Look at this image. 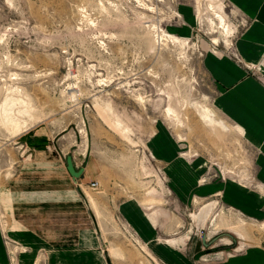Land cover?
Segmentation results:
<instances>
[{"label": "rangeland", "instance_id": "1", "mask_svg": "<svg viewBox=\"0 0 264 264\" xmlns=\"http://www.w3.org/2000/svg\"><path fill=\"white\" fill-rule=\"evenodd\" d=\"M250 23L232 0H0V264L30 252L19 222L66 246L93 229L110 264H264V178L204 66L228 56L260 77L264 54L236 48ZM36 131L84 169L80 201L36 202L73 187L57 161L20 178L30 202L12 210V175L49 142Z\"/></svg>", "mask_w": 264, "mask_h": 264}, {"label": "crops", "instance_id": "2", "mask_svg": "<svg viewBox=\"0 0 264 264\" xmlns=\"http://www.w3.org/2000/svg\"><path fill=\"white\" fill-rule=\"evenodd\" d=\"M232 1L251 20L250 25L241 34L236 43L237 51L245 61L258 63L264 54V0ZM204 66L215 80L219 90L215 102L217 109L237 126L236 129L242 132L245 140L255 149L256 175L264 178V70L260 77H257L247 73L232 58L228 56L219 57L212 54L206 56ZM39 134L44 133L36 131L34 137L39 136ZM43 136H47L46 139L49 141L46 143V148L41 151L33 149L35 154H31V158H34L35 163H40V169L37 165L36 170H20L17 174L12 175V210L18 209V204L30 202L27 200L29 197L25 195L30 192L18 191L16 188L22 176L46 180L49 178L50 163H56L57 161L65 163L67 169V157L64 160L59 154V160H50L52 159L50 157L52 150L56 149L55 145L57 146V144L54 145L53 142L55 140L51 139V135L48 133ZM66 149L68 148L64 146L63 150L65 152L67 151ZM75 165H78L76 161ZM83 175H85V171ZM69 176L73 187L64 191L48 190V187L40 188L34 192L35 198H40L36 202L43 203L57 200L64 202L69 197L73 198V201L75 198L80 201L77 184L70 174ZM34 193L30 196L31 199L34 198ZM49 193H52L51 197H49ZM49 198L51 199L48 200ZM23 223L25 224V222ZM23 223L19 222L16 224L24 228L14 229V231L12 229V238L30 249L29 253L22 255L23 264H31L39 251L42 250L50 255L49 264H110L107 254L99 246V237L93 229H79L73 239L76 243L66 246L52 243L64 241V238L72 235L59 232L57 235L52 234L55 236H45L42 232L25 227ZM158 252L163 257L173 255L175 258H180V256L177 257L175 253L165 246L159 247ZM2 259L3 254L0 247V263ZM181 263L187 264L184 260H181ZM224 264L235 263L234 260H231L229 263L226 262Z\"/></svg>", "mask_w": 264, "mask_h": 264}, {"label": "water", "instance_id": "3", "mask_svg": "<svg viewBox=\"0 0 264 264\" xmlns=\"http://www.w3.org/2000/svg\"><path fill=\"white\" fill-rule=\"evenodd\" d=\"M66 162H67V171L72 176V178L75 180L80 178L84 173V169H77L74 159L71 155L67 156Z\"/></svg>", "mask_w": 264, "mask_h": 264}]
</instances>
